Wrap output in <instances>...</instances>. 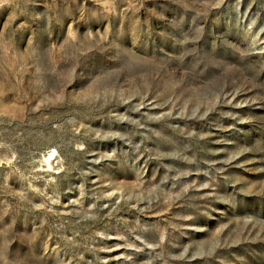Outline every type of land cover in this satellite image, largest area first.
I'll return each mask as SVG.
<instances>
[{"label":"rangeland","instance_id":"rangeland-1","mask_svg":"<svg viewBox=\"0 0 264 264\" xmlns=\"http://www.w3.org/2000/svg\"><path fill=\"white\" fill-rule=\"evenodd\" d=\"M0 264H264V0H0Z\"/></svg>","mask_w":264,"mask_h":264},{"label":"bare ground","instance_id":"bare-ground-1","mask_svg":"<svg viewBox=\"0 0 264 264\" xmlns=\"http://www.w3.org/2000/svg\"><path fill=\"white\" fill-rule=\"evenodd\" d=\"M55 159V158H54Z\"/></svg>","mask_w":264,"mask_h":264}]
</instances>
